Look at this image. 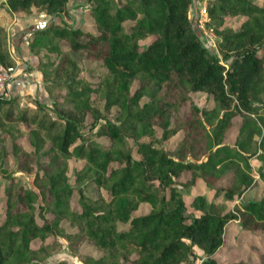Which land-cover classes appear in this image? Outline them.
Listing matches in <instances>:
<instances>
[{
	"label": "trees",
	"instance_id": "16d2710c",
	"mask_svg": "<svg viewBox=\"0 0 264 264\" xmlns=\"http://www.w3.org/2000/svg\"><path fill=\"white\" fill-rule=\"evenodd\" d=\"M87 1L95 30L51 24L29 41L52 108L0 96V172L10 176L0 186V264H38L46 246L31 241L54 233L72 248L92 242L100 254H82L86 264H193L195 247L200 264H222L215 254L230 222L264 236V0H207L218 53L192 27L193 0ZM5 3L69 15V0ZM230 17L242 18L239 27ZM6 37L0 26L5 67L13 64ZM69 50L103 68L84 70ZM190 92L213 104L199 106ZM98 101L116 107L115 118ZM198 181L212 199L193 190ZM141 203L149 210L133 215Z\"/></svg>",
	"mask_w": 264,
	"mask_h": 264
},
{
	"label": "rangeland",
	"instance_id": "374dc122",
	"mask_svg": "<svg viewBox=\"0 0 264 264\" xmlns=\"http://www.w3.org/2000/svg\"><path fill=\"white\" fill-rule=\"evenodd\" d=\"M87 0H77L80 2L78 5H82L80 12L78 13V19L84 21L83 26L86 28H90L95 30V25L93 19L89 16L87 12L88 4ZM256 1H263V0H256ZM75 2V1H71ZM204 10V13H202ZM202 13V15H201ZM189 16L191 19L192 27L199 34V37L203 39V43L207 46L211 51L218 53L216 39L217 37L214 34L213 28L210 25V17L207 10V0H193ZM242 19V18H241ZM241 19L238 20L237 18H228V20L232 21V26L235 28L239 27ZM68 24V23H67ZM201 39V40H202ZM65 43V42H64ZM67 45V44H66ZM65 45V46H66ZM66 48V47H65ZM67 49V48H66ZM72 57L77 59L78 64L81 68L86 69H102L103 67L96 61H91L88 59H84L78 52L69 50ZM136 86V82L134 83L133 87ZM191 96L193 97L194 101L201 107L206 105L213 104L212 98L206 92H190ZM99 109L103 116L109 118H115L117 109L113 107L111 110L106 111L103 108V102L98 101ZM50 109L52 108L51 105L48 106ZM103 119L99 120V124L102 122ZM237 121V120H236ZM87 122H91V118L87 119ZM88 127H85V131L88 130ZM158 135H160V131H158ZM180 137V134H177L166 141L168 146H173L176 143V140ZM236 137V128L231 130L230 134L227 137V141L233 143ZM22 144L25 146H29L28 139L26 137L22 138ZM132 144L133 142L130 141ZM7 147L10 150V142H7ZM167 146V147H168ZM78 161L71 159L70 160V169L72 166L76 164ZM252 163L255 166H259L260 162L256 160H252ZM6 165L10 170L14 169V162L11 157H7ZM71 172V171H70ZM20 171L16 172L19 174ZM191 177L189 172H185L178 178L179 185H182V182L189 180ZM10 179V176L7 174H2L0 172V186L3 188L5 183H7ZM28 179V177H27ZM30 179V176H29ZM200 189L204 190V183L202 181H198L197 184L193 187V190ZM89 193H98L95 187H90L87 190ZM208 199H212L213 192L206 191ZM253 195V189L247 190L245 194L238 198L236 201H240L241 199H249ZM217 203L223 205L224 208L232 207L233 203L228 202L226 200L218 199L216 200ZM74 207H79L76 201H73ZM150 205L147 203H141V205L133 212V215H138L143 212L148 211ZM2 213V208L0 205V214ZM62 225L67 230H72L69 226L68 222H62ZM69 240L66 239L64 236L54 233L53 235L48 236L45 240H41L40 238H34L31 241V247L36 249L40 247V245H45L46 249L40 254L41 257H37L35 260L38 264H53L58 260L64 259L66 260L67 264H86L83 261L82 254H90L97 256L100 254V250L96 248V246L90 241H83L80 242L77 247L72 248L69 245ZM195 253L197 254L194 258V261H198L202 258L203 252L195 247ZM216 257L222 264H229L230 262H240L241 264H264V236L259 238L257 235H254L252 231L243 229L240 220L232 221L226 226L225 232V241L223 245L217 250ZM201 262V261H200ZM244 262V263H243Z\"/></svg>",
	"mask_w": 264,
	"mask_h": 264
},
{
	"label": "crops",
	"instance_id": "0c3cea01",
	"mask_svg": "<svg viewBox=\"0 0 264 264\" xmlns=\"http://www.w3.org/2000/svg\"><path fill=\"white\" fill-rule=\"evenodd\" d=\"M5 1L0 0V3L4 2L0 6V26L6 30L7 47L13 59V64L10 65L13 66V70L10 71L12 76L7 80V97L18 96L21 103L25 105H34L37 101L50 106L53 99L45 86V81L38 67L40 58L31 50L29 41L34 31L51 24L83 25L84 21L78 19L82 5H78L80 2L77 0H73L75 2L69 0V15L48 13L46 10L36 7H33L29 13H16L10 10ZM7 67L0 63V72H7Z\"/></svg>",
	"mask_w": 264,
	"mask_h": 264
},
{
	"label": "built area",
	"instance_id": "2783aa9c",
	"mask_svg": "<svg viewBox=\"0 0 264 264\" xmlns=\"http://www.w3.org/2000/svg\"><path fill=\"white\" fill-rule=\"evenodd\" d=\"M204 13V10H202ZM201 13V15H202ZM13 70V66H9L7 67V72L4 71V72H0V96H4V97H7V93H6V88H7V80L8 78H10L12 76L11 72ZM200 260L198 261H193V264H200Z\"/></svg>",
	"mask_w": 264,
	"mask_h": 264
}]
</instances>
